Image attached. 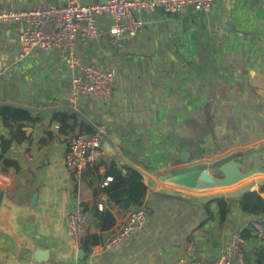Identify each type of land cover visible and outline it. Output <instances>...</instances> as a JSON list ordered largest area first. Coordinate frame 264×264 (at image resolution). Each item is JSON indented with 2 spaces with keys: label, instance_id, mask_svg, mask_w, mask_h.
I'll return each mask as SVG.
<instances>
[{
  "label": "crops",
  "instance_id": "1",
  "mask_svg": "<svg viewBox=\"0 0 264 264\" xmlns=\"http://www.w3.org/2000/svg\"><path fill=\"white\" fill-rule=\"evenodd\" d=\"M66 1L0 0V10L29 11ZM136 17L139 32L122 37L119 45L111 42L109 14L98 16L94 39L86 44L77 39L76 59L111 71L115 89L108 101L80 96L74 106L68 103L71 76L62 52L35 48L25 56L19 34L27 25L0 24V107L29 108L36 120L24 129L31 140L13 141L4 154L18 167L0 161V264L212 261L235 234L251 229V220L262 221L243 215L233 203L234 215L222 227L216 205L208 202L217 195L239 197L245 187L258 191L263 173L212 190L161 177L196 159L210 164L235 153L243 154L235 160L241 171L264 168V0L218 1L208 12L194 5L175 14L141 10ZM99 127L105 130L100 160L83 172H69L66 138ZM10 139L0 118V151ZM110 161L143 175L148 217L137 233L108 248L115 229L101 232L98 206L109 208L117 220L128 213L114 210L102 190ZM75 206L88 212L91 232L105 234L89 255L81 249L85 256L66 231V216ZM251 232L244 248L248 257L263 240Z\"/></svg>",
  "mask_w": 264,
  "mask_h": 264
},
{
  "label": "built area",
  "instance_id": "2",
  "mask_svg": "<svg viewBox=\"0 0 264 264\" xmlns=\"http://www.w3.org/2000/svg\"><path fill=\"white\" fill-rule=\"evenodd\" d=\"M218 1L224 0H102L94 5H82L68 0L62 4H42L29 11L0 10V24L17 20L27 25L19 34L25 56L30 55L35 48L45 51L55 48L62 52V59L71 76L68 103L74 106L80 96L108 101L114 94V74L111 71L101 69L95 64L82 63L75 57L77 39L86 44L98 35L99 15L112 16L114 26L110 29L111 42L119 45L122 37H135L139 32L142 24L136 14L141 10L161 9L168 14H175L188 5H194L208 12ZM58 128L57 125L56 129ZM104 135V127H99L91 134L82 133L66 138L68 150L65 164L69 172H83L100 160ZM111 180L112 178H107L103 186H107ZM98 208L100 212L105 210L102 204ZM147 217L148 210L144 204L129 211L122 220H117L113 228L115 231L106 246L114 247L137 233L144 226ZM65 225L73 248L81 250L90 231L88 212L82 206L73 207L66 216ZM249 227L257 238H264L263 222L251 220ZM246 241L242 232H239L214 260L179 258L175 264H246Z\"/></svg>",
  "mask_w": 264,
  "mask_h": 264
},
{
  "label": "trees",
  "instance_id": "3",
  "mask_svg": "<svg viewBox=\"0 0 264 264\" xmlns=\"http://www.w3.org/2000/svg\"><path fill=\"white\" fill-rule=\"evenodd\" d=\"M0 118H2L4 126L10 131L11 139L3 140L0 151V161L3 160L6 166L18 167L16 163L4 158V154L11 147L13 141L18 143L27 141L31 138L26 135L25 128L36 122L31 115L29 108L2 105L0 107ZM64 122V120L61 119ZM107 172L103 178L106 182L107 178H112L107 186L103 187V192L109 197L114 210L120 215L136 209L144 204L147 196L148 186L144 182L143 175L133 167L125 163H117L110 161L105 164ZM264 193V182L258 191H249L242 193L239 197H231L230 194L212 196L209 199L208 206L216 205L220 217V225L223 227L230 221L234 215L233 203H238V208L243 215L251 219H260L264 221V202L261 194ZM128 199L131 203L129 209L124 208V200ZM104 212L100 215L103 216ZM213 212L209 211L208 221H213ZM245 239H249L253 234L251 229L247 228L242 231ZM105 234H98L89 231L83 241V250L89 255L92 247L103 242ZM246 264H264V239L262 245L258 247L251 257L246 255Z\"/></svg>",
  "mask_w": 264,
  "mask_h": 264
},
{
  "label": "water",
  "instance_id": "4",
  "mask_svg": "<svg viewBox=\"0 0 264 264\" xmlns=\"http://www.w3.org/2000/svg\"><path fill=\"white\" fill-rule=\"evenodd\" d=\"M106 145L111 148L110 142H107ZM241 156H243L242 153L231 154L210 164L200 163V159H196L189 166L173 170L162 176L161 179L194 190H212L233 186L257 173L264 174V168H253L249 172L241 171L235 161ZM248 189L245 187L243 191L247 192ZM130 206L129 200L125 199L124 208L127 210ZM116 223V216L109 208H106L101 223V232L112 231ZM81 255L85 256L83 250H81Z\"/></svg>",
  "mask_w": 264,
  "mask_h": 264
},
{
  "label": "bare ground",
  "instance_id": "5",
  "mask_svg": "<svg viewBox=\"0 0 264 264\" xmlns=\"http://www.w3.org/2000/svg\"><path fill=\"white\" fill-rule=\"evenodd\" d=\"M223 190V189H222ZM227 190V189H226ZM262 222V221H261ZM263 224H264V222H263ZM262 239H264V238H262Z\"/></svg>",
  "mask_w": 264,
  "mask_h": 264
},
{
  "label": "rangeland",
  "instance_id": "6",
  "mask_svg": "<svg viewBox=\"0 0 264 264\" xmlns=\"http://www.w3.org/2000/svg\"><path fill=\"white\" fill-rule=\"evenodd\" d=\"M264 177V176H263ZM222 192H224V191H222Z\"/></svg>",
  "mask_w": 264,
  "mask_h": 264
}]
</instances>
